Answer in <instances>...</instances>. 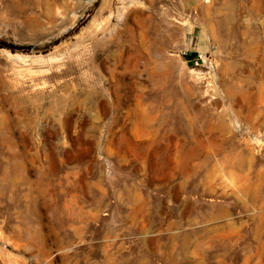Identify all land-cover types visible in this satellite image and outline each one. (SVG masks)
Listing matches in <instances>:
<instances>
[{"label": "rangeland", "instance_id": "rangeland-1", "mask_svg": "<svg viewBox=\"0 0 264 264\" xmlns=\"http://www.w3.org/2000/svg\"><path fill=\"white\" fill-rule=\"evenodd\" d=\"M0 264H264V0H0Z\"/></svg>", "mask_w": 264, "mask_h": 264}, {"label": "built area", "instance_id": "built-area-1", "mask_svg": "<svg viewBox=\"0 0 264 264\" xmlns=\"http://www.w3.org/2000/svg\"><path fill=\"white\" fill-rule=\"evenodd\" d=\"M191 54L192 53H189V51L183 52V55L185 56V58H186L188 63H191L193 65L198 66L204 61V59H203V57L201 55H198L196 53V55L191 56Z\"/></svg>", "mask_w": 264, "mask_h": 264}, {"label": "trees", "instance_id": "trees-1", "mask_svg": "<svg viewBox=\"0 0 264 264\" xmlns=\"http://www.w3.org/2000/svg\"><path fill=\"white\" fill-rule=\"evenodd\" d=\"M194 55H196V53H192V54H191V56H194Z\"/></svg>", "mask_w": 264, "mask_h": 264}, {"label": "bare ground", "instance_id": "bare-ground-1", "mask_svg": "<svg viewBox=\"0 0 264 264\" xmlns=\"http://www.w3.org/2000/svg\"><path fill=\"white\" fill-rule=\"evenodd\" d=\"M90 2H92L93 0H89Z\"/></svg>", "mask_w": 264, "mask_h": 264}]
</instances>
